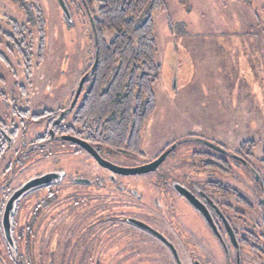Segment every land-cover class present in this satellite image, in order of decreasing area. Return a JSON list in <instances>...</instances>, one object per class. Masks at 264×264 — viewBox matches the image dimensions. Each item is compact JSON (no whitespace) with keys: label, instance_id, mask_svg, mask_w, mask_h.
I'll use <instances>...</instances> for the list:
<instances>
[{"label":"rangeland","instance_id":"obj_1","mask_svg":"<svg viewBox=\"0 0 264 264\" xmlns=\"http://www.w3.org/2000/svg\"><path fill=\"white\" fill-rule=\"evenodd\" d=\"M65 2L69 18L57 0H0V122L16 135V145L29 144V154L18 151L11 189L48 173L64 175L18 203L13 224L24 261L19 264H176L164 244L127 218L170 238L183 264L204 261L206 250L215 264H229L200 215L164 183L186 184L189 178L209 182L207 192L223 201L241 238L255 243V257L246 254L243 263L264 264V0H165V9L153 15L161 66L157 108L141 132L139 151L107 160L136 168L171 146L174 151L156 171L132 176L100 167L83 149L49 140L52 121L70 106L95 57L91 16L80 0ZM21 5L33 7V19L38 22L40 14L46 23L42 56L39 29ZM13 23L24 27L22 42ZM114 37L105 31L107 43ZM20 43L29 49L28 65L16 48ZM72 117L64 130L73 126ZM90 127L93 134L97 127ZM211 142L226 154L211 152ZM0 149L2 185L10 178V152ZM195 161L214 168L203 170ZM212 184L225 187L223 200ZM1 200L0 264H14L2 232Z\"/></svg>","mask_w":264,"mask_h":264},{"label":"trees","instance_id":"obj_2","mask_svg":"<svg viewBox=\"0 0 264 264\" xmlns=\"http://www.w3.org/2000/svg\"><path fill=\"white\" fill-rule=\"evenodd\" d=\"M80 1L91 16L94 63L97 61V65L94 72H91L93 63L83 75L88 77L82 94L69 113L73 116L72 124L85 129L96 126L94 142L102 149L134 154L132 151H139L145 123L157 108L154 86L161 66L156 62L158 45L153 15L165 9V0ZM21 6L27 11L29 22L39 29V55L42 56L46 23L40 14L38 22L33 19V7L25 9V5ZM13 28L22 42L20 32L24 27L13 23ZM105 31L115 33L110 43L105 40ZM16 48L28 65L31 59L28 47L20 43ZM55 120L50 130L56 136L65 133L63 123L55 125ZM73 126L68 131H72ZM48 137L51 138L50 133Z\"/></svg>","mask_w":264,"mask_h":264},{"label":"flooded vegetation","instance_id":"obj_3","mask_svg":"<svg viewBox=\"0 0 264 264\" xmlns=\"http://www.w3.org/2000/svg\"><path fill=\"white\" fill-rule=\"evenodd\" d=\"M76 91L74 92L72 101L74 99ZM72 101H71V103H72ZM70 106H71V104H70ZM70 106L67 109H64L60 113V115L65 110H68L70 108ZM70 112H68L63 117V119L60 122V124H62L64 122V119L69 116ZM76 127H80L82 130L78 131V130L75 129ZM16 128H17V126L15 127V129ZM51 131H50V133H51ZM63 132H65V133H62V134L57 135V136L54 134V136L49 138V140L62 141V143L68 144L69 147H71V148L72 147H78L80 149H83L85 152H87L91 156V158L98 165H99V163L94 159V157L87 150H85L83 147L77 145L76 143H73L71 141H66L64 139V137L71 136V137H74L76 139H79V140H82V141L86 142L87 144H89L99 154V156H101V158H103L106 161H108L107 158H108L109 155H120V156L124 155V153H122V152L121 153H117V154H112V152H110L109 150H107L105 148L102 149L101 147H99L98 144L96 142H94L96 140L94 138L96 136V134H95L96 129H95L94 133L92 134V132L90 130V127L88 129H85V128H83V126H81L79 124H74L72 131L63 130ZM12 134H13V131H9V128L6 127L4 123L0 122V141H1L0 142V148L1 147L4 148V150H6V153L10 152V165H9L10 178L6 179V181L2 185H0V198L2 200H4V202L1 203L2 204L1 205V207H2L1 208L2 209V213H1V215H2L1 216L2 232H3L4 239H5V242H6V245H7L6 251H7V254H8L9 258L11 259V261L14 262V264H19V263H23L24 261L22 262L21 260L18 259V245H17V241H16V238H15V227H14V224H13V217H14V212H15L17 206H18V203L22 199L27 197L29 195V192L24 194L19 200H17L14 203L13 209L10 212V237L9 238L5 234V230H4V227H3V218H4L6 205H7L8 201H9V199L12 197V195L16 191H18L27 182H29V180H28L25 183H23L22 185L16 186L15 188L11 189L12 184L14 183L16 175H17L16 174V172H17L16 168H17V164H18V151L21 150V153L23 152V153L29 154V144L26 143V142L25 143L22 142L20 145H16V135L12 136ZM211 143H212V147L215 148V150L211 151V152H213L214 154H218L220 156H222V155L224 156L226 154V150L219 143H217V144H215L214 142H211ZM41 146H42L41 148H43L45 145H41ZM30 147L33 148L32 145ZM171 147H169L168 149L163 151L157 158L154 159V161L156 159H158L161 155H163L166 151L170 150ZM173 151H174V149L171 150V152L169 154L171 155L173 153ZM0 152H2L1 149H0ZM170 155H168V157ZM234 158L235 159H239L242 165H247L248 164L247 161H244L241 157L234 156ZM5 159H6V157L4 156L2 161H5ZM195 162L203 164V170H207L210 167L214 168V163H212V162H206V161H195ZM216 164L218 166L219 163H216ZM99 166L102 167L101 165H99ZM217 169H220V168H217ZM253 171L254 170L252 169V172ZM48 174H51V173H48ZM54 174H58L59 178H57L53 184L63 181L64 175L62 173H54ZM255 177H256V174H255ZM71 180H72L73 183L75 182L76 184H78L77 180H84L85 182H83V184H85V185H91L92 184L91 181L87 180V179H73L72 178ZM109 180L112 183L116 184V181H115L113 176L110 175V179ZM164 183H167L171 187L172 191L175 194H177L181 199H183L204 220L205 227L207 228V230H209L212 233V236L217 241L218 247H219V249H220V251L222 253V257L225 260V262L228 263V261H229L230 262L229 264H244L243 260H242V256L248 254V255H250L252 257H255L256 248L255 247H251V246H254L255 243L248 244L247 239L245 237L241 238V235L238 232V230L236 229L234 222L226 216V212H225L226 207L224 206L223 201L222 202L218 201L215 198V196H213L212 194H209L207 192V189H209L208 186L211 185L209 182L206 183L205 185H202V184H199L196 181H194L192 178H189V182L186 183V184H181V183L175 182V181L171 182V183L169 182L170 183L169 184L167 182V180ZM51 185L52 184H50L48 186H44V187H49ZM100 185H104V184L100 182ZM212 185L214 187L215 186L218 187V188L212 189V190H213V192H215V190H217V192H216L217 195L216 196H221L222 200H223L224 199V197H223L224 196V190H226L225 187L224 186L221 187L220 184H218V185L212 184ZM262 185H263V183L261 184V186ZM175 186H180V187L184 188L185 190H187L190 194H192L193 197L196 199V201L206 211V215L207 216L202 215L192 204H190L183 196H181L178 193V191L176 190ZM119 189L123 191L124 187L121 185V187H119ZM262 191H263V188H262ZM132 192L133 191H131V193ZM132 195H136V193L134 192V194L132 193ZM129 219H132V218H127V222L128 223H129V221H128ZM225 221H227L229 223V228H230L229 230L227 229V225H226ZM133 226H135V225H133ZM135 227H137V226H135ZM254 227H256V226H254ZM154 230H156V229H154ZM144 231L149 233V234H151L153 237L157 238L162 244H164V246L168 249V251L172 255V257H173L172 259H174L175 263L178 264L177 260L175 259L174 255L172 253V250L169 248V246L166 243L162 242L157 236L153 235L152 233H150V232H148L146 230H144ZM156 231L159 232L161 235H163L171 244H173L170 238L166 237L160 231H158V230H156ZM247 245H249V246L247 247ZM173 246H174V244H173ZM206 249H207V247H206ZM244 250H246L247 252H245ZM176 251H177V249H176ZM206 251H207L208 255L207 256L203 255L205 257L204 261H201V259H196V258L195 259H190L192 264H195L196 262H198L199 264H215L212 259H209V257L211 258L209 252L212 253V256H213V252L211 250H206ZM192 252L193 253H191V255H190L191 257H193L195 255V251H192ZM177 254L179 256L178 251H177ZM203 254H205V253H203ZM179 260H180L181 264H183L182 261H181L180 256H179ZM1 261H2L3 264H5L4 259H1ZM250 262H251L250 264H252V260H250ZM216 264H219V263L216 262Z\"/></svg>","mask_w":264,"mask_h":264},{"label":"water","instance_id":"obj_4","mask_svg":"<svg viewBox=\"0 0 264 264\" xmlns=\"http://www.w3.org/2000/svg\"><path fill=\"white\" fill-rule=\"evenodd\" d=\"M61 10L63 11V13L65 14V16L67 18H69V10L68 7L66 5L65 0H57ZM97 65V61H95L91 72H94L95 67ZM88 75H85L82 80L80 81L77 91L75 93L74 99L71 103V106L68 110H65L59 117L58 119L54 122L55 125H59L60 122L62 121L63 117L70 111H72L74 109V107L76 106L80 95L82 93L84 84L87 80ZM51 137L54 136V132L51 131ZM64 139L66 141H71L73 143H76L77 145L83 147L85 150H87L93 157L94 159L99 163V165H101L102 167L122 174V175H142V174H147V173H151L154 172L158 169V167L164 162V160L166 159V157L169 155V153L171 152V149L166 151L163 155H161L158 159H156L155 161L140 166V167H136V168H121L118 167L106 160H104L103 158H101V156H99V154L86 142L76 139L74 137L71 136H66L64 137ZM59 178L58 174H45L36 178H33L31 180H29V182H27L22 188H20L18 191H16L12 197L9 199L7 205H6V209H5V213H4V218H3V227L5 230V234L6 236L9 238L10 237V212L13 209L14 203L19 200L24 194L26 193H31L32 191L42 188L44 186H48L50 184H53L55 182V180ZM78 182H85L84 180H77ZM176 190L178 191V193L183 196L190 204H192L202 215L207 216L206 215V211L201 207V205L196 201V199L193 197L192 194H190L187 190H185L184 188L180 187V186H175ZM129 223L143 229L146 230L150 233H152L153 235L157 236L162 242L166 243L169 248L172 250V253L175 257V259L177 260L178 264H181L180 260H179V256L177 254V251L175 249V247L173 246V244H171L163 235H161L159 232H157L156 230H154L152 227H150L149 225L136 220V219H129L128 220ZM226 225H227V229L229 230V223L227 221ZM195 264H199L198 262H196Z\"/></svg>","mask_w":264,"mask_h":264}]
</instances>
